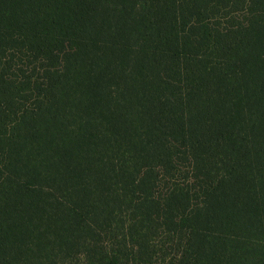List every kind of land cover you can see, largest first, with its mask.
I'll use <instances>...</instances> for the list:
<instances>
[{"label":"trees","instance_id":"trees-1","mask_svg":"<svg viewBox=\"0 0 264 264\" xmlns=\"http://www.w3.org/2000/svg\"><path fill=\"white\" fill-rule=\"evenodd\" d=\"M0 264H264V0H0Z\"/></svg>","mask_w":264,"mask_h":264}]
</instances>
